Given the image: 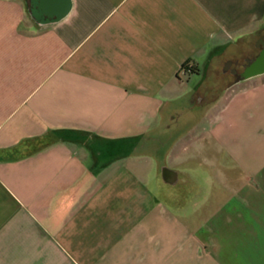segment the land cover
Returning a JSON list of instances; mask_svg holds the SVG:
<instances>
[{
    "label": "crops",
    "instance_id": "0c3cea01",
    "mask_svg": "<svg viewBox=\"0 0 264 264\" xmlns=\"http://www.w3.org/2000/svg\"><path fill=\"white\" fill-rule=\"evenodd\" d=\"M263 44L264 0H0V264H264Z\"/></svg>",
    "mask_w": 264,
    "mask_h": 264
},
{
    "label": "water",
    "instance_id": "95a60500",
    "mask_svg": "<svg viewBox=\"0 0 264 264\" xmlns=\"http://www.w3.org/2000/svg\"><path fill=\"white\" fill-rule=\"evenodd\" d=\"M231 66H232V62H229L226 65V70H228L229 67ZM244 68H245V71L242 74V78L244 80L250 79V78H253L259 75H263L264 74V48L259 54V56L256 59H254L252 62H250V64L246 65Z\"/></svg>",
    "mask_w": 264,
    "mask_h": 264
},
{
    "label": "flooded vegetation",
    "instance_id": "af4514ba",
    "mask_svg": "<svg viewBox=\"0 0 264 264\" xmlns=\"http://www.w3.org/2000/svg\"><path fill=\"white\" fill-rule=\"evenodd\" d=\"M264 48V44L262 45V49ZM239 77H242V74L241 75H239Z\"/></svg>",
    "mask_w": 264,
    "mask_h": 264
},
{
    "label": "trees",
    "instance_id": "16d2710c",
    "mask_svg": "<svg viewBox=\"0 0 264 264\" xmlns=\"http://www.w3.org/2000/svg\"><path fill=\"white\" fill-rule=\"evenodd\" d=\"M187 68V67H186ZM189 69V68H188Z\"/></svg>",
    "mask_w": 264,
    "mask_h": 264
}]
</instances>
